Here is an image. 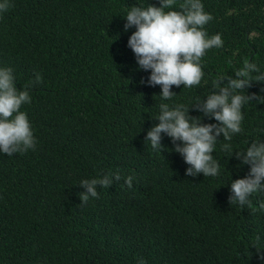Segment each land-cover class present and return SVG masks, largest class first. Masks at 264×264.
Returning a JSON list of instances; mask_svg holds the SVG:
<instances>
[{"label":"trees","instance_id":"1","mask_svg":"<svg viewBox=\"0 0 264 264\" xmlns=\"http://www.w3.org/2000/svg\"><path fill=\"white\" fill-rule=\"evenodd\" d=\"M202 2L213 17L205 29L221 34L223 46L202 57L199 86H173V101H161L160 86L140 83L149 73L137 70L127 46L135 29L123 31L131 6L159 0H12L0 17V66L14 70L18 89L32 85L21 110L37 145L0 154V264H137L139 257L147 264H260L251 246L264 234V193L243 207L229 203L231 181L248 166L238 168L222 150L227 141L218 137L213 153L217 177L186 176L188 165L166 135L162 152L145 141L160 103L206 99L213 80L234 77L246 63L264 72V0ZM183 3L174 0L173 8ZM37 73L42 79L34 83ZM247 92L264 97V81ZM243 113L234 151L264 140V102L253 100ZM117 172L120 181L81 204V180Z\"/></svg>","mask_w":264,"mask_h":264},{"label":"clouds","instance_id":"2","mask_svg":"<svg viewBox=\"0 0 264 264\" xmlns=\"http://www.w3.org/2000/svg\"><path fill=\"white\" fill-rule=\"evenodd\" d=\"M174 0H159V6L148 3L147 6L133 5L124 16L123 31H132L127 46L135 56L137 70L149 73L140 83L148 87L160 86L161 101H173L176 93L173 86L192 88L199 86L205 77L202 57L206 51L223 46L221 34L209 36L205 26L213 19L205 10L202 0H184L180 10L173 8ZM13 6L12 0H0V17ZM253 73L257 75L253 78ZM39 73L34 83L41 81ZM226 81V83H224ZM264 81V72L256 63H246L233 76H221L212 81V91L205 98H196L191 105L162 102L145 141L150 142L153 150L162 152V135H166L174 145V151L188 165L185 175L196 177H217L221 163L215 153L218 137L227 141L222 150L230 153L240 163L248 166V172L242 178L230 183V204L240 207L250 203L255 193H264V140L253 139L243 151H234L230 143L233 136L243 131V108L258 98L248 94L252 82ZM16 76L10 66H0V154L13 155L34 151L37 145L33 127L22 106L30 104L32 97L26 85L17 88ZM247 93V94H243ZM202 113L192 116L189 110ZM215 121L203 122L204 118ZM260 131H264L261 129ZM122 179L117 173H100L96 177L83 179L79 186L84 189L79 193L81 204L90 198H99L98 188H109ZM124 184L131 188L133 177H123ZM264 209V203L260 205ZM260 264H264V234L258 233L252 242ZM137 264H147L142 257Z\"/></svg>","mask_w":264,"mask_h":264}]
</instances>
